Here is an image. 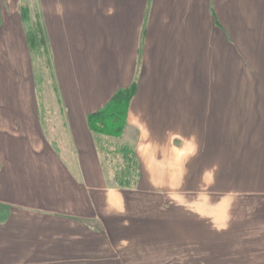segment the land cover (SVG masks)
<instances>
[{
    "label": "crops",
    "instance_id": "1",
    "mask_svg": "<svg viewBox=\"0 0 264 264\" xmlns=\"http://www.w3.org/2000/svg\"><path fill=\"white\" fill-rule=\"evenodd\" d=\"M23 8L29 23L39 19L58 76H73L58 80L65 147L51 139L35 86L32 94L19 93H30L33 72ZM142 35L128 127L143 131L135 103L147 111L148 101L140 102L147 82L152 89L156 73L195 70L194 56L210 50V35H219L220 52L236 35L240 66L250 64L251 47L255 66L264 63V0H0V264H125L123 249L139 246L148 194L158 195L162 181L147 179L139 144L137 186H116L102 165L103 139L87 116L130 84ZM251 264H264V257Z\"/></svg>",
    "mask_w": 264,
    "mask_h": 264
},
{
    "label": "rangeland",
    "instance_id": "2",
    "mask_svg": "<svg viewBox=\"0 0 264 264\" xmlns=\"http://www.w3.org/2000/svg\"><path fill=\"white\" fill-rule=\"evenodd\" d=\"M210 36V50L194 56L195 70L156 73L152 89L147 82L140 100L148 101L147 111L140 112L138 99L135 103L143 131L128 127L127 118L121 136H101L107 177L117 182L122 174L135 176L140 144L147 179L162 181L158 195L148 194L142 241L123 249L127 264H251L252 257H264V63L255 66L257 49L251 47V65L240 66L236 35H228L226 52H220L219 35ZM43 37L31 53L30 93L27 88L19 93L32 94L35 86L39 111L49 115L44 122L51 139L56 136L65 147L58 80L73 82V76H58ZM143 37L136 71L125 86H137L131 104L142 74ZM145 74L146 80L154 75ZM71 89L65 90L72 94Z\"/></svg>",
    "mask_w": 264,
    "mask_h": 264
},
{
    "label": "trees",
    "instance_id": "3",
    "mask_svg": "<svg viewBox=\"0 0 264 264\" xmlns=\"http://www.w3.org/2000/svg\"><path fill=\"white\" fill-rule=\"evenodd\" d=\"M28 13L27 8L22 9V17L25 22L27 33L26 37L30 51L33 53L37 43H42L44 41V37L39 19H37L35 23H31L30 27L27 25L29 24L28 20L31 21ZM136 91L137 86L135 84L123 87L117 90L102 108L90 113L87 116V122L91 132L100 136H121L127 125L128 110ZM129 153L130 152H126V154ZM137 167L138 166H135V176L134 173L132 174L133 177L131 175L130 177L126 174H122V176L117 177V182H115L117 185H115L123 188H132L134 187L132 185H137L140 178V170H138Z\"/></svg>",
    "mask_w": 264,
    "mask_h": 264
}]
</instances>
